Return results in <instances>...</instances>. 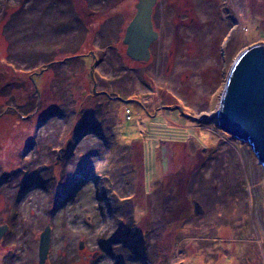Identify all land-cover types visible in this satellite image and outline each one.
<instances>
[{
  "label": "rangeland",
  "instance_id": "rangeland-1",
  "mask_svg": "<svg viewBox=\"0 0 264 264\" xmlns=\"http://www.w3.org/2000/svg\"><path fill=\"white\" fill-rule=\"evenodd\" d=\"M137 1L0 0V264L46 224L44 264H264L263 167L216 120L264 0H155L145 61Z\"/></svg>",
  "mask_w": 264,
  "mask_h": 264
},
{
  "label": "water",
  "instance_id": "water-1",
  "mask_svg": "<svg viewBox=\"0 0 264 264\" xmlns=\"http://www.w3.org/2000/svg\"><path fill=\"white\" fill-rule=\"evenodd\" d=\"M155 0H138L136 12L125 27L122 41L134 60H148L150 44L159 36L151 19ZM217 126L232 138L247 142L264 172V44L243 47L233 58L224 78L216 110ZM202 207L195 203V213ZM7 224H0V239ZM51 227L39 233L38 264H44L49 250ZM82 247V242L79 243Z\"/></svg>",
  "mask_w": 264,
  "mask_h": 264
},
{
  "label": "trees",
  "instance_id": "trees-1",
  "mask_svg": "<svg viewBox=\"0 0 264 264\" xmlns=\"http://www.w3.org/2000/svg\"><path fill=\"white\" fill-rule=\"evenodd\" d=\"M67 153H71V151H67ZM141 163H142V161H141Z\"/></svg>",
  "mask_w": 264,
  "mask_h": 264
},
{
  "label": "bare ground",
  "instance_id": "bare-ground-1",
  "mask_svg": "<svg viewBox=\"0 0 264 264\" xmlns=\"http://www.w3.org/2000/svg\"><path fill=\"white\" fill-rule=\"evenodd\" d=\"M71 153H73V150L71 149Z\"/></svg>",
  "mask_w": 264,
  "mask_h": 264
}]
</instances>
